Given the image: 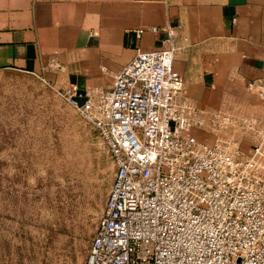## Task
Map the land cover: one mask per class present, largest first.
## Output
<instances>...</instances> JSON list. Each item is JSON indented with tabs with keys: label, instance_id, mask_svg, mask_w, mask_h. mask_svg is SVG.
<instances>
[{
	"label": "built area",
	"instance_id": "obj_1",
	"mask_svg": "<svg viewBox=\"0 0 264 264\" xmlns=\"http://www.w3.org/2000/svg\"><path fill=\"white\" fill-rule=\"evenodd\" d=\"M163 31V48L137 49L110 87L59 89L115 166L83 264H264V118L193 103ZM247 88L264 100L263 84Z\"/></svg>",
	"mask_w": 264,
	"mask_h": 264
},
{
	"label": "crops",
	"instance_id": "obj_2",
	"mask_svg": "<svg viewBox=\"0 0 264 264\" xmlns=\"http://www.w3.org/2000/svg\"><path fill=\"white\" fill-rule=\"evenodd\" d=\"M167 26L193 103L264 118V100L247 88L264 86V0H0V71L110 87L137 49L163 48Z\"/></svg>",
	"mask_w": 264,
	"mask_h": 264
},
{
	"label": "rangeland",
	"instance_id": "obj_3",
	"mask_svg": "<svg viewBox=\"0 0 264 264\" xmlns=\"http://www.w3.org/2000/svg\"><path fill=\"white\" fill-rule=\"evenodd\" d=\"M60 88L0 71V264H83L104 214L113 160Z\"/></svg>",
	"mask_w": 264,
	"mask_h": 264
}]
</instances>
